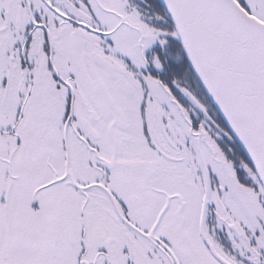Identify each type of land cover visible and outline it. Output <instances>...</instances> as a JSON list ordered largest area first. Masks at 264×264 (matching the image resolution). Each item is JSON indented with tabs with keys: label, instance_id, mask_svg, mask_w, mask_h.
<instances>
[{
	"label": "snow or ice",
	"instance_id": "1",
	"mask_svg": "<svg viewBox=\"0 0 264 264\" xmlns=\"http://www.w3.org/2000/svg\"><path fill=\"white\" fill-rule=\"evenodd\" d=\"M0 264H264V0H0Z\"/></svg>",
	"mask_w": 264,
	"mask_h": 264
}]
</instances>
